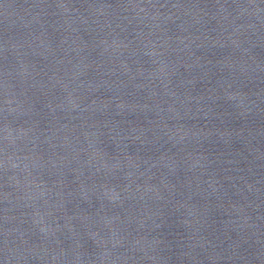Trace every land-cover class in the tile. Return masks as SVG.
I'll return each instance as SVG.
<instances>
[{
	"label": "water",
	"instance_id": "1",
	"mask_svg": "<svg viewBox=\"0 0 264 264\" xmlns=\"http://www.w3.org/2000/svg\"><path fill=\"white\" fill-rule=\"evenodd\" d=\"M0 264H264V0H0Z\"/></svg>",
	"mask_w": 264,
	"mask_h": 264
}]
</instances>
